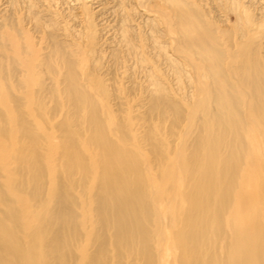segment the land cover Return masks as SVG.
Segmentation results:
<instances>
[{"label":"bare ground","instance_id":"bare-ground-1","mask_svg":"<svg viewBox=\"0 0 264 264\" xmlns=\"http://www.w3.org/2000/svg\"><path fill=\"white\" fill-rule=\"evenodd\" d=\"M118 74L142 92L134 117L114 114ZM46 96L70 106L60 135ZM2 169L5 219L31 202L59 228L24 242L0 214V264H67L90 226L132 264H264V0H0ZM76 208L94 212L84 232Z\"/></svg>","mask_w":264,"mask_h":264},{"label":"rangeland","instance_id":"rangeland-1","mask_svg":"<svg viewBox=\"0 0 264 264\" xmlns=\"http://www.w3.org/2000/svg\"><path fill=\"white\" fill-rule=\"evenodd\" d=\"M138 8H142L141 5H138ZM26 33H27V35L29 37L33 35V34L30 35L28 30L26 31ZM117 76L120 77L121 80H120V78L116 77L117 78L116 80H117V83H118L116 89H120V88L122 89L121 90L122 91V95L126 96V98L128 99L129 104L123 106L124 109L122 108L120 110V113L114 112V114L116 116L129 114L130 117H134L133 116L134 115V105H133V103L137 99H140L142 97V92L140 90H137L136 88H134V89H131V88L125 89L127 86L129 87L130 83L128 84V82H126L127 83L126 84L125 80H122L123 78L119 74ZM119 80L121 82H124L125 85H122V83H119ZM45 82H48V81H45ZM123 87H124V89H123ZM4 89L7 92V94L5 96V92L2 90L3 91L2 98L5 96V98H4L5 101H12L13 98H14L15 99V103L17 102L16 103L17 105H22L23 106L21 108L22 110L26 109L27 111L32 113L34 108H35V112H37L36 110H38V106L37 105H38L39 100H34L33 101V105L34 106H33L31 101L28 100L27 98H24L20 91L19 92H18V90H17V92L15 91L14 85L11 82H7L5 84V86H4ZM130 92L133 93V95L131 97H130V95H131ZM129 93H130V95H129ZM133 96H134V98L135 97L136 98L133 99ZM45 99H47V100H45ZM177 99L181 101L180 97H177ZM40 102H42V103L46 102L45 106H47V108H49V111L46 113L45 117H48V118L52 119V121H54L56 119V121L54 122V125L52 127L48 128L47 131L51 132L52 135L53 134L54 135H60L58 122L59 121H64V119L68 115H70V112H69V107L70 106L68 104H65V103L64 104H60L56 97L53 98L51 96L50 97L49 96L48 97L47 96L44 97V101H40ZM129 105H131V106H129ZM71 118L73 119L72 120V124H74L75 123V119L73 117H71ZM43 127H45V125H43ZM34 129L37 131L36 127H34ZM55 139H56V143L58 145H60L61 144V138L60 137H56ZM44 142H45V140H42V143H44ZM146 148H148V149L144 150V154L149 156V158H151V154L150 153L149 154L146 153L149 150H151V147L146 146ZM60 171H62V170H60ZM44 177L45 178H43V183H44V187L46 189L45 193L47 194V192L48 193L51 192L50 188L48 189V187H47L48 184H49L51 175L48 176V177L47 176H44ZM53 178L57 179L58 183L61 182L62 179H63L61 173H58L56 176H53ZM73 178H74L75 181H77L78 178H79V175L78 174L74 175ZM4 180H8V181L11 180L10 177L8 176V173H7L6 169L5 170L2 169V173L0 175V185H3ZM25 190H26V188H25ZM71 193L73 194V197L76 199V201H78V205H83V202L86 199H88V198H86V195L83 192L80 191V186L79 185H76L74 187V189L71 191ZM15 194L17 196L14 195L12 200H11L13 203H15V201H17V199L19 197L27 198L24 195H19L17 193H15ZM46 198L49 199V197H46ZM0 204H1L0 205V214H1V217H3L5 219V217L8 216V209L5 208L2 203H0ZM65 204H68V203H65ZM14 207L18 211L22 212L23 219L20 220V221H13V220H10V219H5V220H3V222H4V225H5L7 230L15 232L19 236L20 241H24V242L31 241V239H29V234L33 232V233H36V237L35 238L38 239L40 241V243L42 244L43 235L41 234V229L44 228L45 226H46L45 227V232L50 234L46 239H48L51 236H53L54 232L56 234V230L59 228V226H57L58 223L55 224L54 221L51 222V223L49 221L46 222V223H43L44 220H45V217L49 216L51 213H49L45 209H43L42 206L41 207H33L31 202L30 203L28 202V208L21 209L20 205L19 204L17 205L16 203H15ZM71 210H72V212H74L75 208L74 209L71 208ZM40 213L45 216L43 219H39V218L36 217V215L40 214ZM76 214L79 216L77 218V221L80 224H81L82 220L85 221L84 226H82V230L84 232V230L86 229V226H87V222L86 221H89L90 219L93 220L95 218L94 212L89 210V209H78V208H76ZM161 217L163 218L162 222H165L167 220V211H166V209H163L161 211ZM88 233L90 235H88ZM95 233H96L95 227L94 228L92 226L87 227L86 233L83 236V242L82 243L78 242V240H77L79 238V235H78L77 238L74 240L73 246L70 249L66 247V249L61 252V255H64V257H66L69 254L68 257H67V259H69L67 264H109L112 261V257L113 256H114V260L113 261H115L116 258H117L118 260H122L123 262L125 261L126 264H132V262H139L137 256H136L137 259H135L137 261H132L131 260L132 258L130 257V255H127L125 253H119L117 249H114L113 242H112L113 230H109L106 233L108 241L106 243V252H104V254L102 255L100 253L99 249H98L97 242L94 241ZM113 249L115 251H112ZM109 250L112 253L108 252ZM82 255H83V257H82ZM132 255H133V253L131 254V256ZM108 257H109V259H108ZM133 258H135V252H134Z\"/></svg>","mask_w":264,"mask_h":264}]
</instances>
